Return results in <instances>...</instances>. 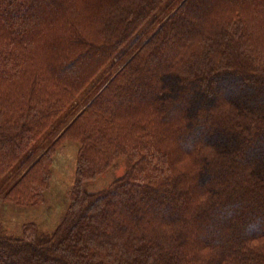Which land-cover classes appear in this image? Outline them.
Masks as SVG:
<instances>
[{
    "label": "trees",
    "instance_id": "1",
    "mask_svg": "<svg viewBox=\"0 0 264 264\" xmlns=\"http://www.w3.org/2000/svg\"><path fill=\"white\" fill-rule=\"evenodd\" d=\"M0 264H264V0H0ZM127 169L90 191L116 163Z\"/></svg>",
    "mask_w": 264,
    "mask_h": 264
},
{
    "label": "rangeland",
    "instance_id": "2",
    "mask_svg": "<svg viewBox=\"0 0 264 264\" xmlns=\"http://www.w3.org/2000/svg\"><path fill=\"white\" fill-rule=\"evenodd\" d=\"M78 145L65 141L54 158L50 187L45 194V203L38 207H19L8 203L0 196V224L11 234L18 235L28 223H35L41 230L52 232L62 220L70 205L69 191L74 184ZM127 169L125 160L116 163L96 181L85 185L90 191L108 188L115 178Z\"/></svg>",
    "mask_w": 264,
    "mask_h": 264
}]
</instances>
